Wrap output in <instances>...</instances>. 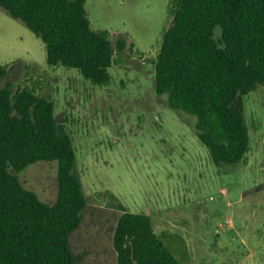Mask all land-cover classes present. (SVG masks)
Returning <instances> with one entry per match:
<instances>
[{"label":"rangeland","instance_id":"obj_1","mask_svg":"<svg viewBox=\"0 0 264 264\" xmlns=\"http://www.w3.org/2000/svg\"><path fill=\"white\" fill-rule=\"evenodd\" d=\"M172 2L86 3L92 28L109 33L116 49L107 86L76 69L50 67L45 43L0 7V67L8 70L0 90L12 82L54 102L73 138L89 203L72 236L74 251L86 255L81 264H117L112 235L123 209L149 215L183 264H264V86L243 97L251 136L245 162L216 166L193 127L197 118L156 93L154 63L172 24ZM58 168L38 162L15 174L54 204Z\"/></svg>","mask_w":264,"mask_h":264},{"label":"trees","instance_id":"obj_2","mask_svg":"<svg viewBox=\"0 0 264 264\" xmlns=\"http://www.w3.org/2000/svg\"><path fill=\"white\" fill-rule=\"evenodd\" d=\"M88 1L0 0V7L45 43L50 67L73 68L93 85L107 86L116 49L109 33L92 28ZM172 5V24L154 63L156 93L197 118L193 127L216 166L244 163L251 136L243 97L264 86V0H173ZM126 46L124 39L117 43L119 51ZM7 74L0 67V78ZM55 108L12 82L0 90V264L85 260L74 251L72 236L89 203L76 173L73 138ZM38 162H58L54 204L41 201L15 174ZM112 242L117 264H183L146 214L123 209Z\"/></svg>","mask_w":264,"mask_h":264}]
</instances>
